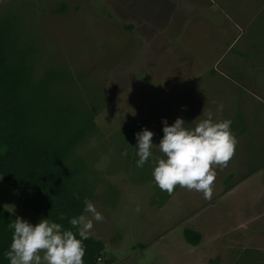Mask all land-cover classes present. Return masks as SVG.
Wrapping results in <instances>:
<instances>
[{
    "label": "rangeland",
    "instance_id": "1",
    "mask_svg": "<svg viewBox=\"0 0 264 264\" xmlns=\"http://www.w3.org/2000/svg\"><path fill=\"white\" fill-rule=\"evenodd\" d=\"M0 19L29 80L93 123L65 163L104 217L95 264H264V0H0ZM203 110L232 121L235 155L211 199L177 185L159 211L170 195L152 158L136 166L135 134L158 146L163 120L190 126ZM17 195L0 176L3 208L48 218ZM183 229L201 236L193 254Z\"/></svg>",
    "mask_w": 264,
    "mask_h": 264
},
{
    "label": "trees",
    "instance_id": "2",
    "mask_svg": "<svg viewBox=\"0 0 264 264\" xmlns=\"http://www.w3.org/2000/svg\"><path fill=\"white\" fill-rule=\"evenodd\" d=\"M10 31L9 21L0 19V176L18 190L24 209L60 223L79 239L69 220L81 215L86 197L65 161L93 123L53 97L49 84L29 80ZM16 218L0 205V264H9L4 256L12 236L7 224ZM182 238L190 245L201 240L191 229H183ZM83 243L84 264H95L103 244L91 237Z\"/></svg>",
    "mask_w": 264,
    "mask_h": 264
},
{
    "label": "clouds",
    "instance_id": "3",
    "mask_svg": "<svg viewBox=\"0 0 264 264\" xmlns=\"http://www.w3.org/2000/svg\"><path fill=\"white\" fill-rule=\"evenodd\" d=\"M223 110L219 105L217 112ZM163 137L154 146V133L147 129L136 133L138 168H142L150 158L154 160L152 177L155 184L172 195L179 185L187 191L202 193L211 199L216 169H224L235 155L238 139L231 129V120L214 119L212 111H205L190 126L182 118L172 125L162 121ZM156 147L161 157H153ZM122 155L127 156V152ZM79 199V196L76 197ZM84 214L69 220L72 230L64 229L60 223L42 219L36 225L17 217L7 224L12 232L11 243L4 256L9 264H84L86 247L83 241L92 236L94 222H103L102 213L85 198ZM63 220L65 217L60 216ZM102 264V259L97 260Z\"/></svg>",
    "mask_w": 264,
    "mask_h": 264
},
{
    "label": "crops",
    "instance_id": "4",
    "mask_svg": "<svg viewBox=\"0 0 264 264\" xmlns=\"http://www.w3.org/2000/svg\"><path fill=\"white\" fill-rule=\"evenodd\" d=\"M178 194L177 193H174L173 195H170L167 199H165L164 200V202L162 203V206H159L158 208H157V210H161V209H163V207L165 206V204H166V202L168 201V200H171V201H174L175 203H176V200L175 199H177V196ZM175 203H173V202H171V205H173V204H175ZM12 213V212H11ZM14 214V213H13ZM16 217H18L16 214H14ZM241 229L243 228L242 226H239ZM171 235V234H170ZM162 240H167V237H164V238H162ZM161 240V241H162ZM179 241H181L180 242V244H178V246H179V248H180V250L182 251V249H183V251L187 254L188 253V250H189V254H193V252H192V250L193 249H196V245H190V244H186V242L184 241V240H180L179 239ZM179 243V242H178ZM184 243V244H183ZM170 246H173V244H172V242L169 244ZM183 245H185V247H182Z\"/></svg>",
    "mask_w": 264,
    "mask_h": 264
}]
</instances>
